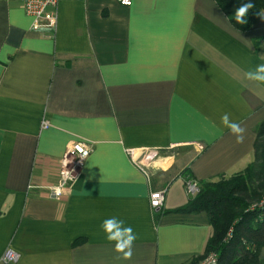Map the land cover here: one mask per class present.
<instances>
[{"label": "crops", "instance_id": "1", "mask_svg": "<svg viewBox=\"0 0 264 264\" xmlns=\"http://www.w3.org/2000/svg\"><path fill=\"white\" fill-rule=\"evenodd\" d=\"M55 11L54 29H35L19 0H0V257L189 264L211 230L205 213L175 212L191 198L182 171L200 183L253 161L264 84L245 73L264 64V18L240 31L214 0H59ZM74 141L92 151L55 200L44 187ZM156 189L165 199L153 210ZM110 217L137 236L130 260L101 229Z\"/></svg>", "mask_w": 264, "mask_h": 264}, {"label": "trees", "instance_id": "2", "mask_svg": "<svg viewBox=\"0 0 264 264\" xmlns=\"http://www.w3.org/2000/svg\"><path fill=\"white\" fill-rule=\"evenodd\" d=\"M231 25L240 30L252 29L264 16V0H251L254 7L245 17V23L235 20V10L249 0H214ZM254 159L242 171L230 177L201 181L199 192L175 212L182 214L205 213L210 226L200 259L214 253L219 264H261L259 251L264 247V120L256 129ZM184 179L192 178L188 169L182 171ZM232 234L225 240L228 230Z\"/></svg>", "mask_w": 264, "mask_h": 264}, {"label": "built area", "instance_id": "3", "mask_svg": "<svg viewBox=\"0 0 264 264\" xmlns=\"http://www.w3.org/2000/svg\"><path fill=\"white\" fill-rule=\"evenodd\" d=\"M21 2L22 9L25 13L29 14L32 18V27L35 29H54L56 25V6L59 0H19ZM120 5L128 7L131 5L132 0H115ZM47 122H42V127H47ZM92 151V146L89 143L83 141H74L70 143L58 165V179L54 184L45 186L44 188L48 192L49 196L55 200H60L70 193L76 180L80 175V170L84 160L88 157ZM128 153L132 156L131 150ZM149 154L154 153L152 151ZM155 154V153H154ZM143 158L139 161L135 159V162L141 163ZM143 163V162H142ZM144 169V164L139 165ZM146 167V166H145ZM32 187V185H29ZM199 183L193 178L184 179V189L189 197L195 196L199 192ZM165 199V189L150 190L149 192V205L153 210H158L163 207ZM264 203V197L262 200L254 206L262 205ZM232 234V227L228 230L225 240H228ZM18 255L15 251L7 249L0 262L5 264H14L17 261ZM219 257L217 254L210 253L206 256L191 261L189 264H219Z\"/></svg>", "mask_w": 264, "mask_h": 264}, {"label": "clouds", "instance_id": "4", "mask_svg": "<svg viewBox=\"0 0 264 264\" xmlns=\"http://www.w3.org/2000/svg\"><path fill=\"white\" fill-rule=\"evenodd\" d=\"M254 7L251 0L239 6L234 13L235 20L239 24L245 23V17L250 9ZM264 16V12L258 13ZM245 78L249 81L264 84V64H259L254 70H249L245 73ZM221 124L226 127L230 133L235 136L236 141L242 142L244 128L239 122L233 121L228 113L221 117ZM101 229L105 233L106 239L109 242H114V251L121 254L119 258L123 260H130L133 255V245L137 236L131 226L125 227L124 221L117 217H110L103 220Z\"/></svg>", "mask_w": 264, "mask_h": 264}]
</instances>
